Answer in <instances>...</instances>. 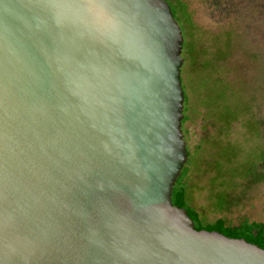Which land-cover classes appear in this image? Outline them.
<instances>
[{
    "label": "water",
    "instance_id": "water-1",
    "mask_svg": "<svg viewBox=\"0 0 264 264\" xmlns=\"http://www.w3.org/2000/svg\"><path fill=\"white\" fill-rule=\"evenodd\" d=\"M184 41L167 0H0V264H264L173 204Z\"/></svg>",
    "mask_w": 264,
    "mask_h": 264
},
{
    "label": "rangeland",
    "instance_id": "rangeland-1",
    "mask_svg": "<svg viewBox=\"0 0 264 264\" xmlns=\"http://www.w3.org/2000/svg\"><path fill=\"white\" fill-rule=\"evenodd\" d=\"M182 1L193 24L188 31L190 50L182 52L189 59L181 69L189 96L182 128L192 152L203 143L197 167L189 174L192 206L206 223L218 218L234 224L244 219L264 222V167L259 166L264 160V0ZM176 17L183 27L178 10ZM183 33L186 37L184 28ZM219 88L224 89L218 99ZM207 93L212 102L219 100L216 107L231 119L229 124L207 115ZM221 146H227L222 150L226 169L238 151L233 162L237 172L225 169L224 176L216 167ZM252 168L262 174L256 181L245 178ZM222 190L234 199L219 209L215 201Z\"/></svg>",
    "mask_w": 264,
    "mask_h": 264
},
{
    "label": "trees",
    "instance_id": "trees-1",
    "mask_svg": "<svg viewBox=\"0 0 264 264\" xmlns=\"http://www.w3.org/2000/svg\"><path fill=\"white\" fill-rule=\"evenodd\" d=\"M170 1H171V3H170ZM170 1H168V3L170 4V6L172 8L174 17L176 18L178 23H179V20L176 17L177 10H178V13L181 14V19H182V23H183V27L181 26V28H182V31L184 28V31L186 33V37L184 36L185 41L183 44V51L186 50L188 52L190 50V43H191V40H188V31L190 28L193 27L190 13L188 11L186 4H184V2L182 0H170ZM179 11H181V12H179ZM195 52H196V50H194V53ZM182 56H184L183 53H182ZM195 58H196V54H195ZM184 59H185V63L189 62L188 56L185 57ZM183 67H185V66H183ZM223 89L224 88L217 89V93H216L217 98H218V96H221ZM218 101L216 100L215 103L212 102L211 98L209 97V95L207 93L204 97V105L206 107L205 112L207 113V115L216 117L217 120L218 121L220 120L222 124L223 123L229 124L231 119L226 118V113L222 112L220 109H217V107H216V103H218ZM185 103H186V106H185ZM185 103H184V113L186 112V109H187V106L189 103V96H187L186 93H185ZM213 103L215 105H213ZM227 110H229V108H227ZM186 118H187V116H185V118L183 119V123L186 120ZM216 123L217 122H215V125H216ZM183 132H184V129H183ZM184 137H185L186 142H188L187 137L186 136H184ZM207 140L208 139H206V141ZM202 144L203 143H201L200 145H197V149L195 150V152H192L189 144L187 143L188 160L182 169L181 175L178 177V179L174 185L173 193H172L173 204L177 205L179 207H184L187 209L190 217L193 219V221L195 223L196 229H198V230H200V229H206L209 231L216 230V231H219V232H221V233H223L229 237L245 238L249 242L257 244L261 248H264V222L250 221L248 219H244V220L240 221L239 223L234 224V223L227 222L223 218H218L214 222L206 223L202 219V217L200 216L199 212L192 206V197H191V192H190L191 187L189 185V179H190L189 174L191 172L192 167L193 168L197 167V155H198L200 149H202ZM227 146H221L220 151L224 150V148ZM223 152L225 153V151H222V153ZM222 153H221V155H222L221 160L218 158L216 161H214L217 164L216 167L218 168V170L220 172H223L224 176H225L224 171H226V170L230 171V172L233 171L234 173L237 172V166L235 164H233V162L236 159L238 151L237 152L235 151L234 153H232V158L228 159V161L231 163L230 164L231 166H229V167L227 166L228 169H226L224 167L225 166L224 162H222V159L227 157V156L226 155L224 156V153L223 154ZM262 161H263V163L259 166L264 167V160L262 159ZM258 170L252 168L247 173L245 178L250 177V179H253L252 181H256L258 178H261V176H262V174L260 173L261 171L259 172ZM234 179H235V177H234ZM216 197H217L218 201H215V203H217L216 207L219 209H224V208H227V206L232 205L233 199H234V197H232V195H231V192H227L224 190L218 192Z\"/></svg>",
    "mask_w": 264,
    "mask_h": 264
}]
</instances>
